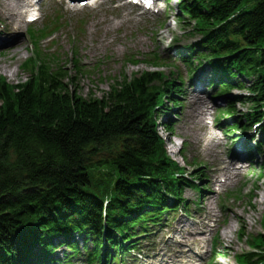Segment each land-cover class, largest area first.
<instances>
[{"label":"trees","instance_id":"trees-1","mask_svg":"<svg viewBox=\"0 0 264 264\" xmlns=\"http://www.w3.org/2000/svg\"><path fill=\"white\" fill-rule=\"evenodd\" d=\"M184 10L212 53L229 55L228 69H245L264 107V0H197ZM26 69V83L0 79V264H39L56 238L70 246L76 233L98 239L102 213L119 244L130 214L162 202L165 181H183L155 124L165 76H123L86 99L61 69ZM249 244L260 254L241 263L264 264V235Z\"/></svg>","mask_w":264,"mask_h":264},{"label":"rangeland","instance_id":"rangeland-1","mask_svg":"<svg viewBox=\"0 0 264 264\" xmlns=\"http://www.w3.org/2000/svg\"><path fill=\"white\" fill-rule=\"evenodd\" d=\"M171 2L175 3L176 0H172ZM251 7L252 5L248 9ZM43 8L42 16L44 18L35 25L36 28H42L47 18L52 14H59L62 16L64 22L72 21V29L69 35L65 36L66 32H63V34L59 32L53 40L58 47L60 46V51L56 52V55L65 65L67 78L70 80L73 79L74 82V87H69V89L78 90L77 93L86 99L101 98L109 90L110 82L121 72L129 79H132L134 76H140L146 71L168 72L171 70L154 68L152 70L149 66H133L128 63L124 65L122 60L125 53H132L131 55L140 59H144V55L148 53L157 54L159 57L166 56L168 58L170 52L174 50V43L171 42L172 38L181 39L180 44L182 46L186 45V41L191 38L189 27L173 24L174 15L172 12H169L166 17V25L159 28L161 19H156L150 13L143 15L136 8L126 5L124 0L100 2V4L96 5V9H83L78 12L71 11L67 7H61L60 5L53 6L52 4L48 6L44 5ZM63 29L64 27L61 30ZM151 33L155 38V43H153V40H150ZM159 39H162V44L159 43ZM30 50L28 49L26 52L20 51L17 53L15 55L17 56V60H2L0 58V76L5 77L12 85L24 82L26 77L19 71V66L20 63L30 56ZM75 62L79 63L77 69L81 74H74L76 68L73 63ZM10 64L17 65L10 67L8 69L10 73L5 74L1 70L2 66L9 67ZM190 92L192 94L194 88ZM230 96L236 101L235 108L238 115L249 111L250 106L244 103V100L238 101L235 98L237 96H248L246 91L240 93L234 91ZM221 102L223 103V101ZM206 111L208 113L201 118L203 123L200 124L202 127L196 126L194 123L191 124V122H186V120L178 123L175 135L179 136L180 140L171 138L166 132L158 129L159 134L167 142L166 149L171 159L177 162L180 161L176 157V153L179 149V144L185 141L189 144V147L185 149V154L189 158V161L195 158L199 162L207 163L206 155L214 157L217 154L216 152L211 153L210 151V147H214L217 143H220V147L221 145L225 146L223 151L226 153L232 150V148L229 149L228 147L230 139L234 134L225 132V130L228 131L233 123H227L223 120L218 121V112L211 114L207 108ZM231 114L232 110L225 115L228 118ZM210 122H213V126L210 125ZM213 127V132H210V129ZM210 139L212 143H210ZM176 144L178 147H176ZM198 152L199 155H197ZM240 159L242 160L243 158L241 157ZM242 161L245 162L239 163L235 167L239 168L241 165L240 168L242 172L244 171L239 176L242 179L240 184H246L245 191L247 192L251 189L252 184H255L258 190L254 193L253 209H248L244 206L237 208L236 215L230 222L232 230L230 231L231 233L229 232V236H223L221 233L222 229L218 230L220 237L219 245L222 246L221 250L230 253V261L226 262V264H235V256L249 251L247 242L250 238L262 233L264 170L262 168L258 171V167H254L256 164L251 165L247 162V159ZM191 170L189 169V172ZM258 172L261 173V179L258 178ZM210 188L203 196V201H205V198H208V200L211 198L210 193L213 192L214 187L210 186ZM183 198L196 200L197 195L185 189L183 191ZM214 208V204L209 207L212 210ZM170 218V226L158 235L162 247L160 249L157 247L160 251L159 261H164L165 257L168 256L182 257L183 255H188L192 258L193 263L199 262V264H206L211 257L209 237L213 221L207 217L206 213L199 218H186L181 211ZM240 221H244L241 234L245 238L242 240L238 239L241 225ZM146 259L150 260V257ZM213 264L221 263L216 260Z\"/></svg>","mask_w":264,"mask_h":264},{"label":"bare ground","instance_id":"bare-ground-1","mask_svg":"<svg viewBox=\"0 0 264 264\" xmlns=\"http://www.w3.org/2000/svg\"><path fill=\"white\" fill-rule=\"evenodd\" d=\"M21 6H23L22 1L19 4H16V2H15L14 10L21 8ZM24 6L31 7V5L28 3V1L24 4ZM13 16H14V13H11V15L9 17L2 19L4 22V27L1 29V32L5 33V34H10L13 31V29H14L13 21H12ZM11 36H15V35H11ZM10 47H11L10 51L12 53V56L16 55L19 51L17 44H13ZM14 65H17V64H13V65L10 64L9 67L3 65L4 67L2 66L1 70L5 74H9L10 71L8 69H10V67H13ZM237 155L238 154L236 153L235 155H232L231 157H229V156H226L224 153L219 154L217 157V162L219 165V172L223 173V174H228L230 169H233V168L235 169V167H237L239 165V163L245 162V161H242L241 159H238L239 156H237ZM235 159L236 160L238 159V161L236 163H235V161H236ZM230 212H233V209H230ZM240 222H241V224H244V221H240ZM231 227H232V225L229 224L226 228H224L222 230V235L228 237L229 236L228 234H230L231 233L230 231L232 230Z\"/></svg>","mask_w":264,"mask_h":264}]
</instances>
